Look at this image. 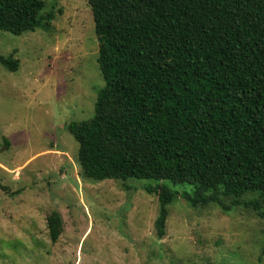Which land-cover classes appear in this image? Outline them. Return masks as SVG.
<instances>
[{
    "label": "trees",
    "instance_id": "obj_1",
    "mask_svg": "<svg viewBox=\"0 0 264 264\" xmlns=\"http://www.w3.org/2000/svg\"><path fill=\"white\" fill-rule=\"evenodd\" d=\"M87 2L104 85L93 115L67 125L80 176L156 181L145 190L158 197L159 237L178 195L193 208L218 193L264 197V0ZM45 5L0 0V30L48 29L55 13ZM0 64L18 69L11 55ZM178 183L192 192L169 186ZM46 224L54 243L60 214Z\"/></svg>",
    "mask_w": 264,
    "mask_h": 264
},
{
    "label": "rangeland",
    "instance_id": "obj_2",
    "mask_svg": "<svg viewBox=\"0 0 264 264\" xmlns=\"http://www.w3.org/2000/svg\"><path fill=\"white\" fill-rule=\"evenodd\" d=\"M45 2L48 29L0 30V54L18 60L12 72L0 64V264H264L257 192L238 202L218 193L197 208L178 195L159 237L158 197L145 190L156 181L80 176L67 125L93 115L104 85L93 17L87 0ZM52 211L62 226L54 243Z\"/></svg>",
    "mask_w": 264,
    "mask_h": 264
}]
</instances>
